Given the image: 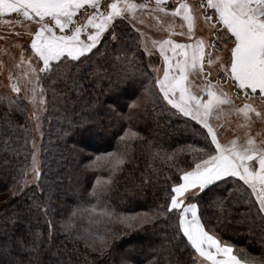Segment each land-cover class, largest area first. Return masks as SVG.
Returning a JSON list of instances; mask_svg holds the SVG:
<instances>
[{"label": "snow or ice", "instance_id": "1", "mask_svg": "<svg viewBox=\"0 0 264 264\" xmlns=\"http://www.w3.org/2000/svg\"><path fill=\"white\" fill-rule=\"evenodd\" d=\"M5 14L9 17L15 14V20L10 18L6 23L22 26L23 35L30 37V45H14L21 49L14 67L23 70L17 75L9 72V81H15L10 83V90L15 95L0 96V105H7L8 109L0 131L4 135L22 131L24 144L32 142L28 153L31 166L26 164L19 170L17 192L33 183L41 194L45 189L48 193L42 199L35 192L29 197L31 203L24 211L28 214L35 211V215L21 216L14 212L5 218L4 226L0 227V255L9 257L7 264H44L42 257L46 253L55 258L52 264H80L73 260L66 246L67 259L61 255L60 247L52 252L58 231L66 233V239L74 235L83 240L92 252L111 253L109 242L114 233L108 224L119 222L131 226L136 220L147 225L161 217L168 228L155 234L159 242L153 244L149 240L146 246L120 253L118 264H182L179 259L173 261L177 250L188 253L186 264H264V138L257 140L260 133H252L257 121L264 122V0H195L194 3L189 0H111L110 3L0 0V16ZM177 17L183 21L178 25L179 31L174 22ZM120 26L123 30L118 32ZM151 29L166 35L155 39L149 33ZM111 42L120 43L121 47L115 50L120 54L114 57L109 70L95 58L103 57L104 63H108L106 53ZM140 49H143L141 55L160 59L162 67L151 59L144 65L137 55ZM154 50H158V57ZM90 76L97 81L107 79L109 84H122L121 91L132 89L130 103L125 101L129 109L126 114L117 111L118 99L110 105L119 119L127 121V127L122 128L114 151L87 158L85 168L107 170L110 175L96 177L86 200L80 201L70 216L59 222L58 229L51 204L53 188L48 183L42 187L40 182L39 142L32 136L30 127L15 123L9 113L13 110L24 113L22 101L27 100L33 107L31 119L42 137L41 117L48 106L75 104L72 94L77 99L83 98L87 92L84 81ZM22 78L32 85L30 89L21 87ZM225 84L229 90H225ZM137 85L143 90L139 96ZM22 91L23 97L19 95ZM48 93H51L50 101L45 99ZM157 101L166 102L164 110L173 116L189 118L199 125L204 146L194 149L197 158L187 168L180 169L177 179L165 189L163 203L134 216L116 213L103 198L111 190L113 178L122 171L121 166L132 158L133 142L145 139L135 130L133 117L137 111L146 112L147 105L155 106ZM85 102L95 108V103ZM233 117L243 122L233 127ZM68 124L72 125L70 119ZM228 130L236 135L224 140L223 134ZM78 144L82 146L74 148V152L82 153L88 147L80 141ZM148 148L152 149L151 141ZM158 156L159 152L152 151L150 158ZM29 172L31 180L27 179ZM91 199L96 204H91ZM85 203L90 207H83ZM97 207L100 213L94 218ZM208 207L216 210L217 224H231L235 220L238 225H247L249 233L258 232L259 255L223 239L217 224L205 217ZM84 219L88 226L78 223ZM102 222L103 232L92 227Z\"/></svg>", "mask_w": 264, "mask_h": 264}, {"label": "trees", "instance_id": "2", "mask_svg": "<svg viewBox=\"0 0 264 264\" xmlns=\"http://www.w3.org/2000/svg\"><path fill=\"white\" fill-rule=\"evenodd\" d=\"M195 1V0H194ZM140 2V0H137ZM123 26L117 31L121 32ZM128 43H131L129 41ZM121 47L120 43L111 42L108 44L107 57L108 63H104L103 57H96L98 63L104 64V67L111 70V64L114 57L119 55L116 49ZM140 49L137 55L144 65H147L150 59L158 65L159 60L141 55ZM131 56V52H129ZM146 71L151 72L150 68ZM147 83V81H144ZM87 86V92L83 98L77 99L75 94L72 98L76 100L75 104H59L53 108L48 106L44 116L43 142H42V174L41 186L45 183L52 186L51 204L54 210V219L57 221V228H60V221L66 220L72 210L77 207L80 201L86 200L87 194L91 192L92 185L97 176L107 178L110 173L107 170H92L84 167L87 158L99 152L114 151L117 147L118 136L123 127H127V121L119 119L116 112L110 110V105L118 99V112L127 113L129 109L125 101L130 103L132 89L121 91L124 85L113 82L109 84L107 79L96 80L95 77H89L84 81ZM61 87H63L61 85ZM142 88L136 86V95L142 94ZM88 93H91L89 96ZM114 93H120L119 97ZM130 94L127 98L125 95ZM135 98V97H132ZM48 101L51 100V93L47 94ZM95 103V108H90L85 101ZM166 102L157 101L156 105H147L146 112L137 111L133 117L132 124L135 130L139 131L145 138L133 142L132 158L127 160L122 167V171L113 178L110 185V191L105 195L104 202L116 213L128 216H134L136 213H143L152 210L157 204L163 203L165 189L168 188L179 176L180 169L187 168L198 153L194 149L204 146L203 137L199 134L200 126L195 122H190L189 118L182 116H173L170 112L164 110ZM22 106L26 108L22 101ZM170 107V106H168ZM7 105H0V129L4 126V113L7 112ZM11 119L17 124H23L30 127V121L27 115V108L24 113L13 110L9 113ZM67 117V119H65ZM68 119L72 121L69 126ZM67 132V135H65ZM24 133L22 131L11 132L4 135L0 131V195L13 189L12 195L0 202V227L4 226L6 217H11L14 212L21 216L35 215V211L28 214L24 209L31 203L29 197L36 193L41 199L46 196L47 189L41 194L36 186L17 192L20 185L17 183L21 179L19 170L26 164L29 166L30 144H24ZM17 137H21L17 139ZM97 145H92L93 140ZM7 142L5 146L4 142ZM86 143L87 149L81 152H74V148H80ZM148 141L152 142V149L148 148ZM30 142V140H29ZM19 155H17V151ZM152 151L159 152V156L151 159ZM172 159H168L167 155ZM27 156V160H25ZM171 177V180L168 178ZM221 187H224L221 185ZM207 200V197H204ZM91 204H96L95 199H91ZM89 208V203L83 205ZM215 209L208 207L205 211V217L210 219L213 224H217L215 218ZM100 208L94 215L98 217ZM236 219H239L237 216ZM104 221L107 217L103 218ZM78 223L88 226L87 219L78 221ZM155 224V227H153ZM93 228L99 227L104 231V223L92 225ZM108 227L114 233L110 240L111 253L107 250L103 254L92 252L85 247L84 241L73 238L66 239V233L58 231L52 252L57 247L61 248V255L65 256V246L67 252L72 254L74 261L80 264L86 260L87 264H118V255L130 248H140L146 246L149 240L153 244L158 243L156 233L162 229L168 228L163 218L153 221L151 224L141 225L136 220L131 222V226L119 222L110 223ZM223 239L230 241L240 247L247 248L254 255H259L260 241L259 233H249L247 225H238L235 220L231 224H217ZM128 240L127 247H121L120 244ZM145 242H144V241ZM137 241V243H136ZM78 249V251H77ZM9 257L0 255V264H7ZM44 264H52L55 259L51 253H46L42 257ZM65 259L67 257L65 256ZM139 259L143 260V256ZM179 259L182 264L188 261V253L177 250L173 256V261Z\"/></svg>", "mask_w": 264, "mask_h": 264}, {"label": "rangeland", "instance_id": "3", "mask_svg": "<svg viewBox=\"0 0 264 264\" xmlns=\"http://www.w3.org/2000/svg\"><path fill=\"white\" fill-rule=\"evenodd\" d=\"M103 2L106 3H110L111 0H103ZM194 0H189V3H194ZM12 19L13 21L15 20V14H13L11 17H9V15L5 14L3 16H0V96H4V95H15L14 93L11 92L10 90V83L15 82V81H9L8 76H9V72H12L14 75H17L20 71H22L23 69H16L14 66L15 64L18 62L19 57H20V47H15L14 45L19 43L21 46H28L30 45V37L27 35H23L25 29L20 26V25H15V24H8L6 23L7 20ZM152 23H155L154 21H151ZM175 24L177 25V31H179V27L178 25L181 24L183 21L181 18L177 17L175 18ZM203 27V25H201ZM32 27L34 28L35 25H32ZM15 32H20L22 33L21 36H16ZM150 35L155 38V39H160L162 37H164L166 35L165 32L162 31H156L155 29H151L149 30ZM205 35L207 34V32L205 31L204 33ZM178 40H183L182 37H174ZM143 51V49H141ZM155 52V57H158V50H154ZM147 56H149L148 54H146ZM226 55V54H225ZM158 66L162 67V61L160 59ZM35 63V61H33ZM153 75H155V73H153ZM213 76H215V71H213ZM21 87L25 88V89H30L32 87L31 84L27 83L26 79H21ZM223 87L225 88V90H229V86L227 84L223 85ZM30 94V93H29ZM21 97H23L25 95V92H21L19 94ZM130 94L128 93L127 95L124 96V98H127ZM45 99H47V95L45 96ZM23 102L26 105L27 108V115L30 121V128L32 129V136L36 138V140L39 142V146H40V153H39V160L41 162V166H42V142H43V136L41 137L39 135V133L36 131V124L35 121L33 119H31V113L33 111V107L32 104L29 103L27 100H23ZM241 103L240 101H237V104ZM257 105L260 104L259 100L256 101ZM47 111L43 113L41 120V127H40V131L43 132L44 129V119H45V115H46ZM242 119H238L236 117H233V123L232 126L235 127L237 123H242ZM252 133L253 135H255L256 133H260L259 136H256L257 140L264 138V122L261 121H257L252 128ZM44 134V133H43ZM242 135V132L240 133ZM234 135H236V133L232 132L231 130L226 131L223 134V139L227 140V139H231ZM93 144L92 145H97V141H95V139H92ZM30 144V149L32 150V142L30 140L29 142ZM30 150V151H31ZM86 164V163H85ZM31 166V155H30V160H29V166ZM41 174H42V167H41ZM28 180L32 179V173L29 172L28 176H27ZM35 184L33 183H29L26 187L23 188V190H26L32 186H34ZM13 189L9 190L5 193H2L0 195V202L4 201L5 198H7L8 196L12 195ZM125 240V239H123ZM144 241V240H143ZM145 242V241H144ZM137 243V241H136ZM130 243L128 242V240L123 241L120 246L121 247H127Z\"/></svg>", "mask_w": 264, "mask_h": 264}]
</instances>
